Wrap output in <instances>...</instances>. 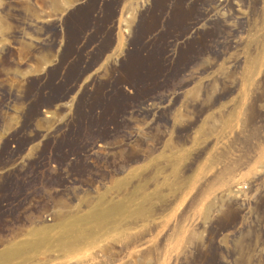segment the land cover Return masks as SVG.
<instances>
[{
  "label": "rangeland",
  "instance_id": "1",
  "mask_svg": "<svg viewBox=\"0 0 264 264\" xmlns=\"http://www.w3.org/2000/svg\"><path fill=\"white\" fill-rule=\"evenodd\" d=\"M87 1L0 0V264H264V0Z\"/></svg>",
  "mask_w": 264,
  "mask_h": 264
},
{
  "label": "trees",
  "instance_id": "2",
  "mask_svg": "<svg viewBox=\"0 0 264 264\" xmlns=\"http://www.w3.org/2000/svg\"><path fill=\"white\" fill-rule=\"evenodd\" d=\"M94 2V0H89L87 3L83 4L77 12H84L88 10L89 5ZM113 0H101L99 3V15L93 11L88 12V18L90 27L87 36L94 34V29H92V25L94 21L98 18H102V11L106 10L111 4ZM76 13V11H75ZM74 14V12H73ZM134 43V42H133ZM76 51L78 47H75ZM79 51V49H78ZM140 52V49L135 44L129 49L127 55L122 59L123 64H126L130 59L134 58ZM142 58H145L146 54H141ZM79 64L78 59H72L67 62V69L60 68L59 65H55L51 67L45 74H43L40 78L35 79L33 81V87L35 89V95L38 94V100L45 104H51L56 102L62 95H66L69 93L71 87L77 81L78 74L73 73L70 68L75 67ZM98 83L97 86H99ZM110 89L104 91L102 96H100L101 103L109 100L111 97L114 96L112 91L113 85L112 82L109 83ZM95 94L93 90H88L79 100L78 107L75 112L74 121L71 125L69 130H65L64 134L62 135L61 140L65 139H72L76 136L78 128L81 126L83 128L86 127L87 121L98 119L102 116L101 112L98 110L100 107L98 104L96 105L94 102ZM38 101V102H39ZM37 101H34L33 105L30 108L36 107ZM31 109H29L30 112ZM81 117V119H80ZM98 130L96 128L92 129V133H96ZM22 139L21 133L17 135V141ZM61 140L59 139L57 143V149L62 147ZM52 145L55 146V141H52ZM215 250L211 249L206 253V260L211 261L212 257L215 254Z\"/></svg>",
  "mask_w": 264,
  "mask_h": 264
}]
</instances>
